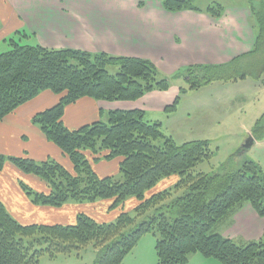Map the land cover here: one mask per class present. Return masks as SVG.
Returning <instances> with one entry per match:
<instances>
[{
	"label": "trees",
	"instance_id": "1",
	"mask_svg": "<svg viewBox=\"0 0 264 264\" xmlns=\"http://www.w3.org/2000/svg\"><path fill=\"white\" fill-rule=\"evenodd\" d=\"M245 1L256 21L255 46L248 56L224 67H190L174 76L166 77L147 59L22 45L17 36L26 34L21 31L8 40L11 50L0 55V123L43 92L61 96L52 109L32 119L48 141L68 156L74 173L56 160L36 162L1 154L0 169L9 162L44 180L49 193H38L21 183L38 206L113 200L112 209L121 212L115 223H100L81 214L73 225L26 226L0 201V264H38L46 255L55 259L90 248H106L96 264H123L151 234L156 239L157 264H187L198 254L220 264H264V234L259 240L246 241L221 233L222 228L232 227L235 216L247 206L264 219V168L258 161L241 158L240 152L215 172H197L199 165L213 160L211 143L179 144L165 135L160 121H150L139 110L110 111L106 121L76 131L63 122L67 107L86 97L96 102H133L149 93L168 92L180 79L184 81L179 85L182 95L213 83L218 70L240 61L250 60L257 68L250 75L260 82L264 78V0ZM218 7L211 6L206 14L223 17L226 8ZM163 8L172 13L200 11L183 0H166ZM240 76L237 81L247 78L244 73ZM179 105L180 96L166 113ZM263 120L252 130L256 141L264 140ZM115 159L121 161L122 179L95 173L94 164ZM172 176L178 177L172 189L151 193ZM132 198L138 201L133 214L124 209Z\"/></svg>",
	"mask_w": 264,
	"mask_h": 264
},
{
	"label": "crops",
	"instance_id": "2",
	"mask_svg": "<svg viewBox=\"0 0 264 264\" xmlns=\"http://www.w3.org/2000/svg\"><path fill=\"white\" fill-rule=\"evenodd\" d=\"M198 11L168 12L163 8L162 0H0V51L7 50L8 40L21 31L26 34L22 37L25 43L34 40L36 45L47 49L73 48L93 54L147 59L167 77L190 67H224L235 63L242 56H248L253 50L256 35L253 25L256 21L246 1L244 4H228L221 18L209 16L206 10ZM183 82L180 79L168 92L156 91L133 102H96L86 97L67 107L63 122L68 129L76 131L87 124L99 122L110 111L139 110L146 113L150 121H160L166 130L165 135L179 144L193 140L209 141L206 136L208 125L222 122L227 117L225 113L228 106L233 107L245 101L249 95L260 92L252 81L245 80L234 85L226 83L216 86L219 91L208 100L205 97L202 100L188 99L189 92L181 95L179 91V85ZM226 86H235L239 91L234 93ZM192 92L200 93L202 89ZM179 96L180 109L166 113ZM60 100L61 96L46 91L5 117L0 123V154L29 158L36 162L56 160L70 172L74 171L68 156L48 141L32 119L40 112L52 109ZM215 115L217 119L214 121ZM195 129L198 130L197 135L185 137L181 134V130L192 132ZM250 130L247 129L243 134L244 140H240L237 147L242 149L241 154L257 150L254 154L259 161H256L264 168V140H255L252 148L245 149L246 141L253 136ZM101 163L105 164L101 171L107 175L98 174L100 177L113 176L119 172L120 159ZM96 165L94 169L97 173ZM177 181L178 177L172 176L160 184L172 187ZM21 183L38 193L50 192L44 180L24 173L9 162L0 169V201L21 225L68 226L76 223L82 206H38L27 196ZM158 191L155 188V192ZM137 204L138 201H134L133 206ZM103 205L104 210L111 208V204L106 202ZM117 212L116 217L121 211ZM221 233L231 240L256 241L264 234V219L247 206L235 216L232 227L222 228ZM143 242L123 264H142L141 259L149 256L146 253L154 255L150 250L156 245V239L149 243ZM155 260L158 261L156 257ZM187 264L220 263L198 254L191 256Z\"/></svg>",
	"mask_w": 264,
	"mask_h": 264
},
{
	"label": "rangeland",
	"instance_id": "3",
	"mask_svg": "<svg viewBox=\"0 0 264 264\" xmlns=\"http://www.w3.org/2000/svg\"><path fill=\"white\" fill-rule=\"evenodd\" d=\"M163 2L166 0H162ZM183 1H190L191 5L193 8L196 9H201V10H209L212 7H218V5L223 6L226 8L228 4L234 3V2H240L242 4L245 3V0H183ZM22 39V40H21ZM20 40V44L26 45L28 44L27 42L25 43L23 41V38L21 35H19V38L17 41ZM9 44V42H8ZM29 45L35 46L36 43L34 40H32ZM8 46V45H7ZM11 47L10 45L8 46V49L5 51H0V55L3 54L6 51H10ZM248 61H240L237 63L235 66H230L226 67L225 69H220L216 72L217 80H214L213 83L202 86V92H192L193 90L189 91L188 99L196 98L197 100H202L203 97H205L206 100H208L216 91H219L216 89V86H223L227 83V85H234L233 82L237 83L238 79L241 78L240 75L244 73V76H246V80L252 81L254 84V76L250 75L252 73V70L256 71V67ZM254 67V68H253ZM253 74V73H252ZM237 79V80H236ZM240 81H245V79H239ZM231 81V82H230ZM256 85L254 84V87H258L257 90L260 92L253 93V96H250L244 99V95L242 96L245 101L243 102H238L237 104L228 106L227 111L225 113L224 120L220 123H216L214 126L208 125V131H207V139L211 142V148L215 152V155L213 157V160L210 162H206L204 164L199 165L196 168L197 172H202V173H210V172H215L218 170V168L221 165H227L230 158L234 156V158H237L239 153L241 152V148L238 149V143L240 140H244L243 134L246 133L247 129H251V134L252 130L257 125L258 121H262L264 117V78L260 80V82L255 81ZM220 84V85H219ZM260 84V86H259ZM231 89L234 93H238V88L235 86H226V88ZM249 94V93H248ZM199 102V101H197ZM173 106V105H172ZM170 106V107H172ZM181 106V104H180ZM180 106H178V110L180 109ZM221 118V117H220ZM104 121L107 120V116L102 117ZM217 119V115H215L214 121ZM264 123V120H263ZM207 125V124H206ZM169 128V127H168ZM197 129L193 130L192 132L190 130H181V134L183 136H188V135H197ZM164 132L166 130L164 129ZM171 133H174L171 131ZM175 135V134H174ZM178 135V132L177 134ZM253 135V134H252ZM179 136V135H178ZM176 137V136H175ZM195 137V136H193ZM192 137V138H193ZM254 138V136H251ZM251 137L246 141V143L251 139ZM255 141V138H254ZM180 143V142H179ZM245 143V144H246ZM257 150H252L249 154L246 152H243V154H240L241 158L245 159H250L252 160H258L257 157L255 156V152ZM257 153V152H256ZM251 154V155H250ZM248 155V156H246ZM103 161V160H102ZM101 161V162H102ZM259 161V160H258ZM99 162L96 167H97V175H107V173H103L101 170L105 166V164H102ZM264 163V162H263ZM71 173H74L72 171ZM118 179H122V176L118 173L115 175ZM161 183V182H160ZM175 185V184H174ZM165 187L164 185H161L156 187L157 190L164 191V190H170L174 187ZM152 193H157L155 192V189L152 190ZM134 201L137 202L135 199H129L125 206V212H131L133 214V206ZM106 202L107 204H111V210L107 209L104 210V205L102 206V203ZM112 204L113 200H102L98 202H91V203H79L77 206H82L79 211H81L80 215H87L88 217H94L97 222L103 223V222H108V223H115L117 220L118 216L116 217V214H118L117 208L112 209ZM78 215V216H80ZM155 240V236L151 234L150 236H146L143 238L139 243H149L153 242ZM152 247V244H151ZM150 247V248H151ZM155 246L151 248L150 252L155 255ZM106 248L104 250H95L93 249H87L82 251L80 256L76 252L70 254V255H65V254H60L58 257L55 259L48 257V255L43 256L38 264H96V262L102 257V255L105 253ZM149 255L146 258L141 259L142 264H157L155 257L157 259V256L146 253Z\"/></svg>",
	"mask_w": 264,
	"mask_h": 264
},
{
	"label": "water",
	"instance_id": "4",
	"mask_svg": "<svg viewBox=\"0 0 264 264\" xmlns=\"http://www.w3.org/2000/svg\"><path fill=\"white\" fill-rule=\"evenodd\" d=\"M254 143V138L251 137V139L245 144V149L248 150L252 148V144Z\"/></svg>",
	"mask_w": 264,
	"mask_h": 264
}]
</instances>
